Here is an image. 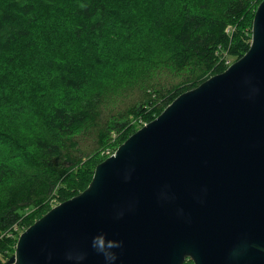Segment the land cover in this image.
Wrapping results in <instances>:
<instances>
[{
	"label": "trees",
	"instance_id": "1",
	"mask_svg": "<svg viewBox=\"0 0 264 264\" xmlns=\"http://www.w3.org/2000/svg\"><path fill=\"white\" fill-rule=\"evenodd\" d=\"M261 1L0 0V264L53 199L89 185L112 131L124 139L132 119L151 121L225 70L224 54L232 63L249 49ZM156 53L188 70L189 85L173 97L177 87L149 89L144 103L104 116L102 88L120 63ZM86 132L98 136L92 156L77 139Z\"/></svg>",
	"mask_w": 264,
	"mask_h": 264
},
{
	"label": "water",
	"instance_id": "2",
	"mask_svg": "<svg viewBox=\"0 0 264 264\" xmlns=\"http://www.w3.org/2000/svg\"><path fill=\"white\" fill-rule=\"evenodd\" d=\"M105 254L264 264V0L249 49L132 133L3 264H106Z\"/></svg>",
	"mask_w": 264,
	"mask_h": 264
},
{
	"label": "rangeland",
	"instance_id": "3",
	"mask_svg": "<svg viewBox=\"0 0 264 264\" xmlns=\"http://www.w3.org/2000/svg\"><path fill=\"white\" fill-rule=\"evenodd\" d=\"M234 30H235L234 26H229L228 28L229 33H232ZM148 56L149 57L146 60L145 59L138 60L137 57L136 59L129 58L122 61L120 63V68L117 71V73L121 77L119 76L117 78H114L110 83H109V79L106 80L102 88V90L104 91V98H105V102L102 108L104 116L110 118V115L116 114L118 111L127 112L132 106H134L136 103H139L140 101L144 103L150 97L148 92L149 89H151L153 93H156L154 92L153 89H167V88L169 89V88L177 87L173 90L174 92L172 94L173 97L180 92L178 90H182V88L179 85L181 84H186V86L189 85L190 73L188 70H178L172 65L170 66L165 65L162 59L164 58V56H160V54L158 53L148 54ZM222 59L225 60V63L228 64V66L231 64L228 53L224 54ZM157 99H160V101H162L163 106H165L166 103L169 102L170 100L169 99L166 102H164L165 100L161 99V97H158ZM171 102H169L165 107H167ZM147 122L148 121H146L145 119L144 120L140 118L132 119L131 123L133 124L134 127L126 135L124 139H118L117 132L112 131L113 137L111 141L109 142L110 139L107 141V143L108 142L109 143L103 148L102 152L100 153L102 156L101 160L103 161L108 156L113 154L116 151V149L125 141L126 138H128L132 133H134L136 130L141 128ZM97 137L98 136L96 133H88V132H86L84 135L78 136L77 139L81 141V146H82L81 148L83 149V151H86L83 152L84 156H92L95 154L94 153L95 148L98 147V145H96ZM62 201L59 198L53 199V201L51 202V208L58 205ZM21 232L22 231L20 229V233ZM20 233L18 235L16 234V237L17 236L19 237Z\"/></svg>",
	"mask_w": 264,
	"mask_h": 264
},
{
	"label": "clouds",
	"instance_id": "4",
	"mask_svg": "<svg viewBox=\"0 0 264 264\" xmlns=\"http://www.w3.org/2000/svg\"><path fill=\"white\" fill-rule=\"evenodd\" d=\"M111 246H109L110 248ZM116 260L115 254H105V261L106 264H112Z\"/></svg>",
	"mask_w": 264,
	"mask_h": 264
},
{
	"label": "bare ground",
	"instance_id": "5",
	"mask_svg": "<svg viewBox=\"0 0 264 264\" xmlns=\"http://www.w3.org/2000/svg\"><path fill=\"white\" fill-rule=\"evenodd\" d=\"M88 12V11H87ZM94 29V28H93ZM8 30V29H7ZM91 31H89V33H90ZM87 34V33H86ZM91 34V33H90ZM29 42V41H28ZM53 45V44H52ZM51 46V45H50ZM66 49H68V48H66ZM69 50H70V48H69ZM68 50H66V52H67ZM71 51V50H70ZM63 52V51H62ZM64 54V53H63ZM66 54V53H65ZM63 69V68H62ZM58 70V69H57ZM64 70H65V68H64ZM67 71V70H66ZM67 73V72H66ZM60 74V73H59ZM71 74H73V73H71Z\"/></svg>",
	"mask_w": 264,
	"mask_h": 264
}]
</instances>
